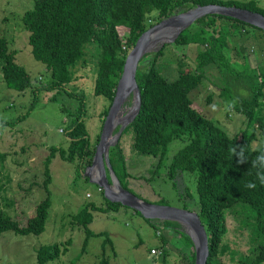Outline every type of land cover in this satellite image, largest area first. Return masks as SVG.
Returning a JSON list of instances; mask_svg holds the SVG:
<instances>
[{
  "label": "trees",
  "instance_id": "16d2710c",
  "mask_svg": "<svg viewBox=\"0 0 264 264\" xmlns=\"http://www.w3.org/2000/svg\"><path fill=\"white\" fill-rule=\"evenodd\" d=\"M211 4L237 6L264 15V10L254 1L34 0L32 9L23 14L22 22L29 33L33 57L44 64L51 75L53 82L49 87L70 85L75 77L74 68L80 62H85L87 50L94 49V55L98 58L94 94L110 100L111 107L126 58L141 35L168 17L199 5ZM155 12L158 13L157 17L153 16ZM228 27H240L242 35L251 36L254 33L264 38L262 29L231 17L209 15L184 30L175 42L177 46L200 47L193 72L181 71L174 81H169L162 75L157 64L165 55L167 45L144 56L137 72L142 97L141 110L123 135L132 129L133 151L158 159L153 173L161 168L171 143L183 137L188 138L185 147L173 156L167 168V176L175 181V185L176 179L182 175L195 177V193L186 188L184 193L180 192V199L183 209L190 206L187 198L194 201L206 228L210 252L207 264H215L221 253L228 249L224 243L229 234L230 215L238 222V230L246 232L251 243L249 253L241 263L264 264V186L257 183L256 189L245 188L244 184L248 180L255 179L246 173L250 164L240 165L235 158L229 159V147L232 145L250 143L253 149L264 146V68L250 72L249 65L242 71L234 68L229 59ZM9 43L7 38L0 36L2 77L9 89L25 92L33 88V82L27 70L17 64V54L10 50ZM245 51L243 47L239 50L243 58ZM117 61L120 62L121 73L116 76L113 67ZM209 78L215 79L213 84L221 85V95L226 100L237 102L233 112L244 118L245 124L240 134H231L222 124L208 119L193 107L190 93ZM239 86L246 91V96L240 97ZM231 91L235 95H229L228 92ZM35 93H38V88ZM84 108L82 99L80 112ZM109 108L103 113L102 124ZM83 117L82 113L76 115L69 124L66 134L70 138L68 148H50V154L44 162L46 180L43 186L47 197L36 207L34 216L22 227L18 220L0 211V237L5 232L25 236L40 235L45 231L52 205L49 185L52 181L50 165L53 159L59 157L69 163L77 162L78 173L80 169L85 170L92 165L100 135L95 143L91 142ZM15 122H6L5 126ZM6 158L7 154L0 152V162L3 163ZM109 158L121 185L131 191L128 188L131 175L121 141L110 148ZM2 190L4 187L1 186L0 191ZM101 193L103 206L89 203L72 216L74 224L83 227L87 236L86 243L90 237L96 236L89 229L94 219L93 212H118L121 208H127L107 200L103 190ZM136 213L142 216L139 212ZM145 220L158 232L161 231V235L162 229L167 231L168 239L172 232L185 237L189 246L181 249L184 255L182 260L184 264H195L194 244L181 231L182 226L179 223ZM67 243L70 244V240ZM166 243L159 248L163 260L169 255ZM67 251V248L62 250L60 243L41 247L37 253V262L49 264ZM101 264H110L109 259L104 257Z\"/></svg>",
  "mask_w": 264,
  "mask_h": 264
},
{
  "label": "rangeland",
  "instance_id": "374dc122",
  "mask_svg": "<svg viewBox=\"0 0 264 264\" xmlns=\"http://www.w3.org/2000/svg\"><path fill=\"white\" fill-rule=\"evenodd\" d=\"M222 1H254L264 10V0ZM33 5L34 0H0V36L9 40L10 50L17 54V64L27 70L33 82V88L25 92L9 89L0 70V152L7 154L6 160L0 162V187H4L0 191V211L18 220L22 227L27 225L36 207L47 197L43 186L46 180L44 162L50 148H68L66 134L69 124L74 116L81 113L91 142L95 143L103 126V113L111 104L107 98L94 94L98 58L92 48L87 50L85 62L74 68L75 77L70 85L49 87L53 82L51 75L45 65L33 57L29 33L22 22L23 14ZM153 16L157 17L158 13H153ZM226 31L229 34V59L234 68L242 71L249 65V72L264 68V39L242 35L240 27H228ZM166 45L165 55L157 64L166 79L174 81L181 71L193 72L196 69L195 57L199 46L182 47L173 42L163 47ZM242 47L246 50V60L239 54ZM113 70L116 76L121 73L119 61ZM212 81L215 79H207L190 93L193 107L208 119L222 124L231 134H240L245 128L244 118L233 110H224L225 103L230 100L221 95V85ZM36 88L38 93H35ZM238 90L240 97L246 96L241 86ZM228 94L235 95L232 91ZM82 99L85 108L80 112ZM131 100L127 107H131ZM213 103L219 106L215 112L209 108ZM6 122L15 123L5 126ZM133 140L132 129L120 139L131 175L128 188L148 202L183 208L180 192L190 188L195 193V177L182 175L176 179L175 185V181L167 176V168L173 156L188 143V138L171 143L161 168L155 173L152 171L158 165V159L134 152ZM82 169L77 172V162L69 163L59 157L52 160V181L49 185L52 205L45 231L40 235L25 236L5 232L0 237V264H38L39 249L57 243L62 245V250L67 248L68 251L49 264H101L104 257L109 259L110 264H184L181 249L189 246L185 237L172 232L168 239L167 231L162 229L161 235V231L158 232L142 216L128 208H121L118 212H93L94 219L89 229L96 236L90 237L86 243L83 227L74 224L72 216L89 203L103 206L104 199L99 186L85 177L82 172L86 169ZM186 201L190 205L189 210L197 211L194 201L188 198ZM238 227V222L230 215L229 234L224 243L228 249L221 253L215 264H242L249 253L250 239ZM181 231L186 234L184 228ZM164 242L169 249L166 260L151 254L153 250L160 251Z\"/></svg>",
  "mask_w": 264,
  "mask_h": 264
},
{
  "label": "water",
  "instance_id": "95a60500",
  "mask_svg": "<svg viewBox=\"0 0 264 264\" xmlns=\"http://www.w3.org/2000/svg\"><path fill=\"white\" fill-rule=\"evenodd\" d=\"M209 15L231 17L264 31V15L237 6L216 4L196 6L168 17L149 28L141 35L126 58L112 105L102 126L93 163L86 172H82L103 190L105 198L110 202L120 203L124 207L139 212L147 220L179 223L194 243L195 264H207L210 254L208 234L199 213L189 209L151 203L123 188L111 165L109 152L111 147L117 145L124 131L140 113L142 97L137 82V72L144 56L159 51L166 43H175L184 30L190 28L200 18ZM167 29L172 33L171 35L167 36V33H163L160 37L153 39V36ZM158 45L160 48H157ZM130 100L133 101L132 105L127 107ZM95 169L98 170L97 176L94 175Z\"/></svg>",
  "mask_w": 264,
  "mask_h": 264
},
{
  "label": "clouds",
  "instance_id": "9594fccd",
  "mask_svg": "<svg viewBox=\"0 0 264 264\" xmlns=\"http://www.w3.org/2000/svg\"><path fill=\"white\" fill-rule=\"evenodd\" d=\"M236 101L230 100L225 103L224 110L231 111L236 107ZM211 111L215 112L219 106L215 103L209 105ZM253 152L255 153L253 155ZM238 164H250V168L246 172L250 176H254V180H248L244 187L247 189H256L257 183L264 186V146L253 149L251 144L232 145L229 147V159H234Z\"/></svg>",
  "mask_w": 264,
  "mask_h": 264
},
{
  "label": "bare ground",
  "instance_id": "6f19581e",
  "mask_svg": "<svg viewBox=\"0 0 264 264\" xmlns=\"http://www.w3.org/2000/svg\"><path fill=\"white\" fill-rule=\"evenodd\" d=\"M163 33H167V36L172 34V33L167 29V30H164L163 32H159L158 34H156L155 36H153V39H156L157 37H160ZM94 173H95L94 175L97 176L98 170L95 169Z\"/></svg>",
  "mask_w": 264,
  "mask_h": 264
},
{
  "label": "crops",
  "instance_id": "0c3cea01",
  "mask_svg": "<svg viewBox=\"0 0 264 264\" xmlns=\"http://www.w3.org/2000/svg\"><path fill=\"white\" fill-rule=\"evenodd\" d=\"M251 36L252 37H254L256 40H258V39H264L262 36H257L256 34H254V33H251ZM263 44H264V42H263Z\"/></svg>",
  "mask_w": 264,
  "mask_h": 264
},
{
  "label": "built area",
  "instance_id": "2783aa9c",
  "mask_svg": "<svg viewBox=\"0 0 264 264\" xmlns=\"http://www.w3.org/2000/svg\"><path fill=\"white\" fill-rule=\"evenodd\" d=\"M151 254H154L156 256H160L161 252L157 250H153Z\"/></svg>",
  "mask_w": 264,
  "mask_h": 264
},
{
  "label": "flooded vegetation",
  "instance_id": "af4514ba",
  "mask_svg": "<svg viewBox=\"0 0 264 264\" xmlns=\"http://www.w3.org/2000/svg\"><path fill=\"white\" fill-rule=\"evenodd\" d=\"M101 134V133H100Z\"/></svg>",
  "mask_w": 264,
  "mask_h": 264
}]
</instances>
